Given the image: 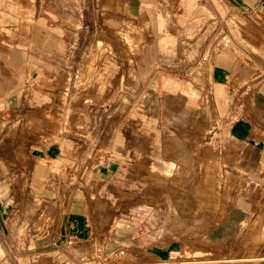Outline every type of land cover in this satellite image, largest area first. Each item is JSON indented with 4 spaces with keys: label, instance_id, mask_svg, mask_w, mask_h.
<instances>
[{
    "label": "rangeland",
    "instance_id": "obj_1",
    "mask_svg": "<svg viewBox=\"0 0 264 264\" xmlns=\"http://www.w3.org/2000/svg\"><path fill=\"white\" fill-rule=\"evenodd\" d=\"M137 1L11 0L4 5L12 13L4 14L0 56V204L7 233L23 237L26 231L13 224L22 217L26 225L34 224L42 218L34 208L50 203L44 190L35 191L42 175L33 172L32 160L40 156L33 149L40 138L82 134L93 140L84 146L90 153L96 146L94 155L105 161L102 175L114 170L121 178L130 176V183L119 185L141 192L121 194L122 207L138 215L146 238L161 241L158 255L168 258L161 264H177L183 257L194 260L189 264H264V183L254 197L250 179L236 178L230 162L237 152L215 123L212 104L203 111L200 102L181 103L163 80L174 76L185 82L187 62L198 64L200 55L159 56V62L146 54L157 44L173 45L171 37L156 38L157 29L165 35L170 26L179 36L195 37L194 50H199L209 12L201 0H172L171 13L156 28L144 22ZM179 42L184 50L189 47L186 40ZM171 60L182 67H173ZM12 182L18 193L7 190ZM17 207L25 213L12 214ZM235 212L238 221L218 236Z\"/></svg>",
    "mask_w": 264,
    "mask_h": 264
},
{
    "label": "crops",
    "instance_id": "obj_2",
    "mask_svg": "<svg viewBox=\"0 0 264 264\" xmlns=\"http://www.w3.org/2000/svg\"><path fill=\"white\" fill-rule=\"evenodd\" d=\"M161 1H137L144 22L155 23L156 28L162 27V19L171 13L169 5L173 4L172 0ZM201 1L209 12L202 48L195 51V37L191 38L190 33L179 36L177 29L170 26L165 35L157 29L156 38L162 37L163 42L171 37L173 45L157 44L146 54L158 59L181 53L200 55L198 64L187 62L185 82L174 76L167 79L162 76L163 80H168L172 95L181 103L200 102L203 111L207 103L212 104L215 123L231 138L232 153L237 152L230 162L236 166V178L250 179L252 196L258 197L259 183H264V0H218L217 5H212V0ZM8 2L11 0H0V56L4 53V14L12 16L4 7ZM179 39L186 40L189 45L186 50L183 45L177 46L181 44ZM171 63L176 68L183 65L177 64V60ZM53 135L40 138L33 154L41 157L34 156L32 160L33 172L42 175L35 191L44 190L43 197L49 198L50 203L34 208V214L42 216L40 220L35 219L34 224L26 225L28 221L23 217L13 224L26 231L23 237L7 233L3 217L6 209L0 204V249L3 252L0 264H161L167 260L158 255L163 249L161 241L146 238L141 220L136 218L138 215L122 207L121 194H141L131 191V187L127 192V185H119L130 183L131 177L128 176L129 180L127 176L121 178L114 175V170L102 175L100 168L106 165L94 155L96 146L92 153L91 147L84 146L88 142L92 145V139L87 140L82 134ZM3 188L4 182L0 180V193ZM7 190L18 193L19 187L12 182ZM3 197L0 194V200ZM64 200H67L66 207L62 206ZM11 213L23 215L25 212L17 207L11 209ZM236 221L237 212L231 216V225L218 230L217 235L228 234ZM153 247L157 251H150ZM181 259L177 264L194 262L188 257Z\"/></svg>",
    "mask_w": 264,
    "mask_h": 264
}]
</instances>
